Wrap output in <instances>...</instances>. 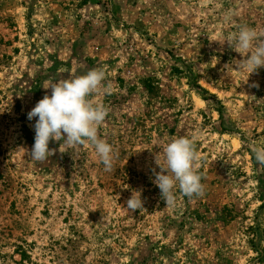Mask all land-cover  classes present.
<instances>
[{
    "label": "rangeland",
    "instance_id": "obj_1",
    "mask_svg": "<svg viewBox=\"0 0 264 264\" xmlns=\"http://www.w3.org/2000/svg\"><path fill=\"white\" fill-rule=\"evenodd\" d=\"M242 26L264 38V0H0V264H264V67L239 68ZM98 67L112 168L63 141L32 160L28 112ZM177 137L204 193L165 205L155 160Z\"/></svg>",
    "mask_w": 264,
    "mask_h": 264
},
{
    "label": "clouds",
    "instance_id": "obj_2",
    "mask_svg": "<svg viewBox=\"0 0 264 264\" xmlns=\"http://www.w3.org/2000/svg\"><path fill=\"white\" fill-rule=\"evenodd\" d=\"M229 46L243 59L239 68L247 70L249 75L264 67V38L256 29L248 26L239 28L238 33L228 40ZM106 68L98 67L86 74L72 79H62L51 83V93L45 94L35 107L28 112L29 120L37 118L34 124L35 138L30 158L43 162L54 155L49 148L50 141H63L73 148L88 144L103 163L105 170H110L114 162V149L106 140L100 138L98 130L105 122L108 109L100 103H94L93 94L103 90L110 91L111 85H105ZM258 87V84H253ZM60 152L63 153L60 145ZM256 162L264 165V145L253 149ZM164 163L161 165L158 155L156 164L160 171L155 174L154 183L160 189L165 205L175 202V189L192 198L202 196L204 185L198 172L199 153L195 138L177 137L163 146ZM143 207L141 192L133 191L127 201V210L136 211Z\"/></svg>",
    "mask_w": 264,
    "mask_h": 264
}]
</instances>
